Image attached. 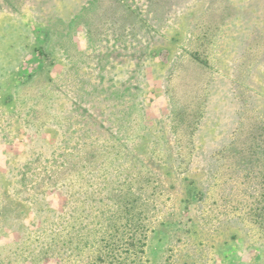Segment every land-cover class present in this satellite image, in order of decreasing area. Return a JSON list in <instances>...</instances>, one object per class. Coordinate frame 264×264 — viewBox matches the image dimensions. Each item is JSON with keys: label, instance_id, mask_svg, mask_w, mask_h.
<instances>
[{"label": "rangeland", "instance_id": "rangeland-1", "mask_svg": "<svg viewBox=\"0 0 264 264\" xmlns=\"http://www.w3.org/2000/svg\"><path fill=\"white\" fill-rule=\"evenodd\" d=\"M0 264H264V0H0Z\"/></svg>", "mask_w": 264, "mask_h": 264}]
</instances>
